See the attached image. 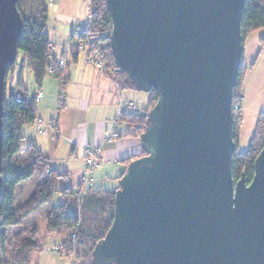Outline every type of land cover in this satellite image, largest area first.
I'll return each mask as SVG.
<instances>
[{
  "label": "water",
  "instance_id": "obj_1",
  "mask_svg": "<svg viewBox=\"0 0 264 264\" xmlns=\"http://www.w3.org/2000/svg\"><path fill=\"white\" fill-rule=\"evenodd\" d=\"M245 1L106 0L116 66L158 99L93 264H264V132L251 181L232 173ZM17 3L0 0V190L6 77L23 26Z\"/></svg>",
  "mask_w": 264,
  "mask_h": 264
},
{
  "label": "trees",
  "instance_id": "obj_2",
  "mask_svg": "<svg viewBox=\"0 0 264 264\" xmlns=\"http://www.w3.org/2000/svg\"><path fill=\"white\" fill-rule=\"evenodd\" d=\"M90 1L89 37L94 42L101 44L106 65L109 68L116 67L109 40L112 28L110 8L106 0ZM17 7L23 18L22 31L18 40V52H23L24 63L32 72L37 84H41L45 75L50 74L59 79L60 87L64 89L66 83L69 82V67L67 63L65 67H60L59 59L50 51L51 42L47 32V0H31L30 6H27L26 0H18ZM241 27L244 40L249 33L264 28V0L245 1ZM78 54L72 55L73 61L77 60ZM15 64L16 62L8 67V72L14 69ZM244 72V67L241 64L233 101L234 104H239V108L233 109V135L237 150L233 156L232 173L234 180L240 179L244 174L249 183L254 175L255 159L262 147L264 111L258 117L248 149L240 152L238 149L243 122L241 100L244 92ZM111 74L122 88H132L124 71L116 68ZM17 87L18 92L15 94L11 92L9 98L6 97L4 105L0 229L24 224L31 214L38 212L41 206L47 205V228L64 237L61 252L66 255L76 253L81 259V264H93V248L96 242L105 236L113 220L114 191H90V193L82 195L83 198L80 202L77 200L79 189L74 191L71 187L65 186L60 190L65 201L57 205L52 204L53 196L57 192V180L60 177H66L67 174L52 168L49 159L34 143L23 146L25 139L23 128L35 124L38 119L37 103L35 96L31 99L28 97L22 79H18ZM148 95V103L145 108H142L143 110L138 108V112L123 113L119 117L121 121L132 128L129 134L138 138L145 128L147 111L154 106L158 99L155 90H151ZM143 154L142 151L141 154L123 161L127 166L132 159ZM33 176L39 179L34 192L21 204H15L17 185ZM72 196L75 197L71 198ZM22 229L25 230V228ZM31 229V231L36 230V228ZM35 234L36 232L32 236ZM0 237L3 239V234ZM23 240L22 248H18L16 253L22 255L21 263L29 264L31 252L39 246L34 238L24 237Z\"/></svg>",
  "mask_w": 264,
  "mask_h": 264
},
{
  "label": "rangeland",
  "instance_id": "obj_3",
  "mask_svg": "<svg viewBox=\"0 0 264 264\" xmlns=\"http://www.w3.org/2000/svg\"><path fill=\"white\" fill-rule=\"evenodd\" d=\"M30 3L31 0H26L27 6H30ZM47 5V32L53 43L50 51L57 58L65 54L67 65L72 71L74 63L68 51L78 39L71 35V31L77 27L88 29L91 1L47 0ZM86 37L90 38L89 30ZM80 54L81 59H85V54L83 52ZM23 57V52L19 51L14 69L7 73L6 97L9 98L11 92L14 94L18 92V79H22L24 89L30 99L38 91L43 92V100L41 99L42 102L41 100L36 101V107L37 115L41 118L47 132L45 134L39 133V136L35 135L33 141L38 137L42 138L43 154L49 159L50 166L58 169L61 173L66 172L67 174L66 177L58 178L56 183L57 192L53 196L52 204L57 205L65 201L60 192L65 186L71 187L74 191L79 189L77 200L80 202L83 198L82 191L85 188L104 190L108 186L113 187L114 182L111 183V179L106 178L103 175L104 172L97 169L98 165L88 170V176L83 181V175L87 169L86 156L80 149L78 151L72 150V145L66 140V117L68 115H80L84 118L86 115L85 110L92 103L90 96L88 98L82 96L80 85L71 86L70 81L66 83L64 89H61L59 79L50 74H46L42 83L37 84L32 72L24 63ZM256 61V68L248 72L254 67ZM241 64L245 72L243 78L244 92L241 100L243 122L238 150L244 152L248 149L254 135L258 117L264 111V28L257 29L246 36L243 43ZM73 78L75 76L70 77L71 81H73ZM139 93L145 94L146 92L139 91ZM136 105L140 110H143L141 103L137 102ZM94 111L91 108L90 113L95 114ZM51 124L55 129L48 128V125ZM28 142L27 139H24L23 146L28 145ZM38 183L39 179L36 176L19 183L16 188L15 204L18 205L24 202L34 192ZM46 214L47 205H43L38 212L31 214L24 224L0 229V235L3 234L4 237L3 239L0 237V264H23L20 262L22 255L16 253V250L21 247L23 241H26L23 240L24 237L34 238L39 246L31 252L29 264H72L74 258H77L81 264V259L76 253L66 255L61 252L64 237L47 228ZM22 228H25V230L23 231ZM31 228H36V230L31 231ZM35 232L37 233L32 236Z\"/></svg>",
  "mask_w": 264,
  "mask_h": 264
},
{
  "label": "crops",
  "instance_id": "obj_4",
  "mask_svg": "<svg viewBox=\"0 0 264 264\" xmlns=\"http://www.w3.org/2000/svg\"><path fill=\"white\" fill-rule=\"evenodd\" d=\"M52 44L51 42V46ZM68 53L72 57L70 50ZM80 55L79 53L76 61H73L72 57L74 67L72 71L68 69L69 83H71V86L80 85L82 89L80 94L87 98L90 96L92 103L85 110L86 115L84 118L80 115H68L66 117V140L72 145V150L78 151L80 149L84 155L86 149L98 151L101 154L103 160L97 169L102 170L104 172L103 175L111 179V183L114 182L115 184L113 187L108 186L104 190L115 191L118 188L120 175L126 168L123 160L142 153L140 138L129 134L132 128L121 121L119 117L123 113L131 112V109L126 104L128 101H132L135 105L139 102L142 108H145L149 95L148 93H139V91L132 88H122L112 74H101L93 65L87 62L86 57L81 59ZM256 66L257 61L248 72L254 70ZM70 72H72V77L75 76L73 81L70 79ZM91 108L98 112L94 111L95 114L90 113ZM38 119L41 127L44 128L41 118L38 117ZM37 123L25 126L26 129L25 127L23 128V133L25 139L29 141L28 144L34 143L43 152L42 138L38 137V139H34L35 142L33 141V138L36 137L35 135L39 136L40 133ZM52 126L53 124L48 125V128L55 129ZM46 132L47 130L45 129ZM90 191L96 190L85 188L82 191V195H86ZM74 197L72 196L71 198Z\"/></svg>",
  "mask_w": 264,
  "mask_h": 264
},
{
  "label": "built area",
  "instance_id": "obj_5",
  "mask_svg": "<svg viewBox=\"0 0 264 264\" xmlns=\"http://www.w3.org/2000/svg\"><path fill=\"white\" fill-rule=\"evenodd\" d=\"M88 35V29L85 27H77L75 30L72 32V36L76 37L78 41L74 43L71 48H70V53L73 55L74 53H81L83 52L86 56V60L89 64L93 65L97 70H99L103 74H111L114 72L116 67L109 68L106 65L105 58H104V52L101 47L100 43L94 42L92 38L86 37ZM59 66L64 67L66 60L64 56L61 58H58ZM51 73V70L49 71ZM43 97V92L38 91L35 94V100H41ZM127 106L131 109L132 112H138V107L132 102L128 101L126 102ZM239 104L233 102V109H238ZM53 127V126H52ZM37 128L39 129L40 133H45V129L41 127V123L38 121L37 123ZM85 156H86V165L87 169L84 172L83 175V181L86 180L88 176V170L94 168L95 166L99 165L103 158L101 154L98 151H91L89 149H86L85 151ZM75 236V234H73ZM72 264H80V261L77 258H74Z\"/></svg>",
  "mask_w": 264,
  "mask_h": 264
}]
</instances>
